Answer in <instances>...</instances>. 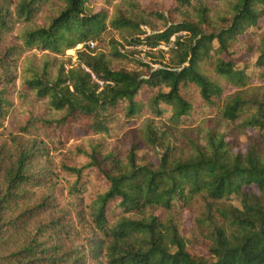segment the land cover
Segmentation results:
<instances>
[{
  "label": "trees",
  "instance_id": "16d2710c",
  "mask_svg": "<svg viewBox=\"0 0 264 264\" xmlns=\"http://www.w3.org/2000/svg\"><path fill=\"white\" fill-rule=\"evenodd\" d=\"M144 1L0 0V264H264V0Z\"/></svg>",
  "mask_w": 264,
  "mask_h": 264
},
{
  "label": "rangeland",
  "instance_id": "374dc122",
  "mask_svg": "<svg viewBox=\"0 0 264 264\" xmlns=\"http://www.w3.org/2000/svg\"><path fill=\"white\" fill-rule=\"evenodd\" d=\"M172 1L173 0H163V3L166 7H169L171 5ZM144 3H147V0H145ZM103 5H104V0H91V3H90V6L92 7L93 12L99 11ZM142 29L145 31L146 34L141 35V38H145V36L152 34L150 29H148L147 27L142 26ZM180 34H183V33H177L175 35H172L169 38L168 43H164L163 41H161L160 43L156 44L155 47L149 46L148 44H146L144 42L143 43L142 42L136 43V44H132V45H127L126 43L119 41L120 43H119L118 47L121 48V51H125L126 57L123 59L118 58L113 63V65L115 67H125L127 69H133V68L138 69L139 68L138 62L143 61V62L149 63L150 66H152V67H158L160 64L159 63L160 58L158 56L153 57L152 52H157L158 50H163L164 52L167 51L168 47L173 42L175 36L180 35ZM112 36L116 37L117 35H116V33L113 32ZM143 41H144V39H143ZM77 49H78V47L76 45L73 49L65 51V58H67V57L70 58V63H74L76 61ZM244 58L250 59V57L247 55H245ZM252 72H253L252 70L248 71L249 74H252ZM251 83L258 85L261 83V81L254 78L251 80ZM232 90L233 89L229 88L228 92H231ZM161 106L166 108L165 105H161ZM5 125H7L9 128L14 127L13 121L11 119L7 120ZM7 132L8 131H6V130H4V133L0 132V157H2L4 160H6V164H8L10 162V165H11L10 154H11V156H15L21 149H23V148L26 149L27 147H29L31 141L29 139L20 137V138L16 139L15 143H10L9 140H6L7 139L6 138ZM247 133H252V132H251V130H248ZM83 134H84V130H81V129L75 130V135L77 136V138L81 137ZM240 140H241L240 145L235 147L233 149V151H235V152L238 150L241 152L246 151L245 134H242L240 136ZM69 141H70L71 145H73L76 142V140H74V138L70 139ZM114 144H115V142H112V145H114ZM51 146L52 145H50L49 147H51ZM46 147H47V145H46ZM47 150H48V147H47ZM48 151L50 153L49 155L51 158H52V154H53V156H57V157L60 156V150H55V151L48 150ZM62 151H64V150H62ZM142 153H143V151H139V154H142ZM153 161H156V159H153ZM48 162H49V159L46 158V160H42V162L38 163V164H39V166L40 165L47 166L49 164ZM3 164L0 165V171H1L0 172V185L1 186L4 185L3 172H4L5 167H3L4 166ZM54 164H56L55 161H54ZM48 181L50 183L52 182V180H48ZM58 184L60 186L65 185L61 174H59V177H58ZM46 185H47V183H46ZM184 217L186 219V223H185L186 226H189L190 215L188 213H185ZM184 233H186V230H184Z\"/></svg>",
  "mask_w": 264,
  "mask_h": 264
},
{
  "label": "built area",
  "instance_id": "2783aa9c",
  "mask_svg": "<svg viewBox=\"0 0 264 264\" xmlns=\"http://www.w3.org/2000/svg\"><path fill=\"white\" fill-rule=\"evenodd\" d=\"M81 45H82V44H78V45H77V47H78V48H80V47H81ZM87 45H88L89 47H92L93 43H92V42H89ZM91 76H92V78H93L95 81H97L99 84H101V83H102L101 81H98V80H96V79L94 78V76H93V75H91Z\"/></svg>",
  "mask_w": 264,
  "mask_h": 264
}]
</instances>
